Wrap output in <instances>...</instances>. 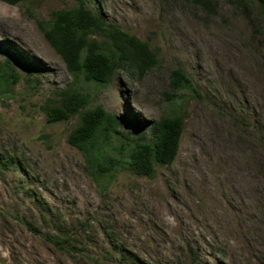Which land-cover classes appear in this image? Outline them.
Segmentation results:
<instances>
[{
	"label": "rangeland",
	"instance_id": "1",
	"mask_svg": "<svg viewBox=\"0 0 264 264\" xmlns=\"http://www.w3.org/2000/svg\"><path fill=\"white\" fill-rule=\"evenodd\" d=\"M212 1L85 0L157 60L100 84L74 82L37 25L74 0H0V264H264V21L255 5ZM174 69L195 93L170 88ZM72 85L118 119L104 158L177 114L175 159L152 178L124 161L96 175L67 142L78 116L49 123L42 110Z\"/></svg>",
	"mask_w": 264,
	"mask_h": 264
},
{
	"label": "trees",
	"instance_id": "2",
	"mask_svg": "<svg viewBox=\"0 0 264 264\" xmlns=\"http://www.w3.org/2000/svg\"><path fill=\"white\" fill-rule=\"evenodd\" d=\"M3 1L14 4L18 0ZM186 1L207 10H214L215 7L212 0ZM251 5L256 6L264 21V5L261 0H234V6L247 13ZM37 25L50 47L63 59L74 82L80 77L83 81L107 84L125 63L133 65L140 75L151 70L157 63L155 53L144 41L122 31L117 25L106 23L101 15L85 6V0H74L72 9L55 10L49 19L37 21ZM168 80L171 89L182 87L196 92L187 75L180 69H174ZM89 99L88 93L72 85L60 89L57 98L46 103L42 110L45 121L49 123L66 122L78 116V122L70 131L67 142L86 156L87 164L96 175L113 174L120 162L124 161L132 172L152 178L155 175L154 165L166 166L175 159L183 131L181 117L177 114L162 117L152 123L149 126V141L138 138L127 142L126 146H116L114 149L119 156L104 158V143L117 134L119 122L116 116L107 113L101 105L88 108ZM44 239L60 250L70 252L67 242L60 237L46 233Z\"/></svg>",
	"mask_w": 264,
	"mask_h": 264
}]
</instances>
